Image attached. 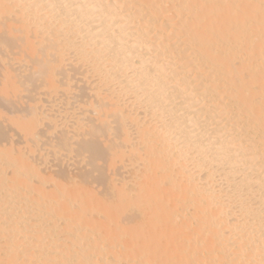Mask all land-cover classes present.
<instances>
[{
  "label": "bare ground",
  "instance_id": "1",
  "mask_svg": "<svg viewBox=\"0 0 264 264\" xmlns=\"http://www.w3.org/2000/svg\"><path fill=\"white\" fill-rule=\"evenodd\" d=\"M0 32L21 86L69 54L95 79L89 172L95 137L141 166L131 188L46 190L0 151V264H264V0H0Z\"/></svg>",
  "mask_w": 264,
  "mask_h": 264
},
{
  "label": "rangeland",
  "instance_id": "2",
  "mask_svg": "<svg viewBox=\"0 0 264 264\" xmlns=\"http://www.w3.org/2000/svg\"><path fill=\"white\" fill-rule=\"evenodd\" d=\"M168 15L173 16L174 11L168 12ZM18 52L19 50L11 51L9 59L0 58V151L10 150L14 155L12 163L19 160L30 162L36 172L31 176L34 186H38L42 178L48 177L43 185L46 190L54 187L52 181L61 184L72 180L80 182L86 177V173H89L86 177L88 187L94 194L106 193V181L109 182L107 179L113 180L116 185L125 180L127 187L131 188L136 175L141 172L139 162L128 159L129 156L126 155L123 156L125 159H113V165L109 166L105 159L106 153L101 158L102 143L106 141L104 137H95L91 141V145L96 148L94 153L97 170L89 172L90 152L86 149V140L89 137L85 134L88 131L87 125L96 118L94 104L100 99L95 94V79L89 74L85 76V68L76 63L74 56L69 54L64 58L63 67L56 70L58 75L53 77L51 88L45 87L42 80L21 86L16 78L20 77L24 71L22 66L26 64L22 61L19 64L22 57ZM14 59L16 60L13 61ZM8 76L13 80L11 82L14 86L11 88L16 90L7 94L3 90L8 86ZM14 79L19 86L13 83ZM34 107L38 113V127L34 135H25L16 123H28ZM52 124L55 126H51ZM77 134L80 135L76 136ZM122 150L128 151L125 148ZM5 161L0 160V167L6 176H11L13 166Z\"/></svg>",
  "mask_w": 264,
  "mask_h": 264
}]
</instances>
